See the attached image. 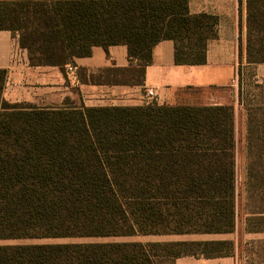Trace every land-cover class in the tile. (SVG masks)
Wrapping results in <instances>:
<instances>
[{"label":"trees","instance_id":"obj_1","mask_svg":"<svg viewBox=\"0 0 264 264\" xmlns=\"http://www.w3.org/2000/svg\"><path fill=\"white\" fill-rule=\"evenodd\" d=\"M246 12V63L264 64V0H246ZM218 24L216 15L191 14L189 0H0V30L19 36L32 66L65 71L95 46L126 45L132 67L91 75L97 84L143 85L163 40L174 41L177 65H203ZM239 53L241 59V41ZM7 75L0 69V240L234 232V106L41 108L7 101ZM244 104L248 191L260 203L249 230L258 233L264 232V105ZM233 245H0V264H161L159 258L175 264L184 256H231Z\"/></svg>","mask_w":264,"mask_h":264},{"label":"crops","instance_id":"obj_2","mask_svg":"<svg viewBox=\"0 0 264 264\" xmlns=\"http://www.w3.org/2000/svg\"><path fill=\"white\" fill-rule=\"evenodd\" d=\"M189 6L191 14L207 13L219 17L218 37L208 43L207 62L177 65L174 41L163 40L153 49V62L146 68L143 85L90 81L91 75L102 70L132 67L126 45H112L108 50L95 46L91 56L75 58L74 64L67 65L63 71L57 66H32L28 51L20 47L19 36L0 30V69L8 71L3 97L11 103H29L41 108L132 107L146 105L145 92L151 88L160 97L159 105H232L235 132L241 121L246 133V106L240 101L238 91L239 68L247 66L246 0H189ZM240 41L243 45L241 59ZM253 68L256 77L264 80V64ZM202 98L208 102H199ZM258 234L264 235V232ZM227 235L196 234L192 237L198 240L230 239ZM175 264H236V259L234 256H184Z\"/></svg>","mask_w":264,"mask_h":264},{"label":"rangeland","instance_id":"obj_3","mask_svg":"<svg viewBox=\"0 0 264 264\" xmlns=\"http://www.w3.org/2000/svg\"><path fill=\"white\" fill-rule=\"evenodd\" d=\"M254 66H241V72L238 71L239 95L245 103L253 104L254 107L264 105V80L256 77ZM240 70V68H239ZM199 102L206 103L205 98ZM246 106V105H245ZM246 115L248 122V110L246 106ZM248 126V124H247ZM235 159L237 170V202H236V227L234 232L228 233V237L234 242L229 251L231 256L236 259V264H264V235L261 232H250L251 213L256 206V195L248 191V145L247 131L243 132L242 122L237 125L235 132ZM251 221V227H254ZM192 235H149V236H132V237H107V238H77V239H25V240H0V245H17V244H41V243H64V242H174V241H194ZM188 237V238H184ZM161 264H172L171 259L159 258Z\"/></svg>","mask_w":264,"mask_h":264},{"label":"built area","instance_id":"obj_4","mask_svg":"<svg viewBox=\"0 0 264 264\" xmlns=\"http://www.w3.org/2000/svg\"><path fill=\"white\" fill-rule=\"evenodd\" d=\"M70 70H73L72 66H69ZM145 99L147 104H160V97L155 89H147L145 92Z\"/></svg>","mask_w":264,"mask_h":264}]
</instances>
